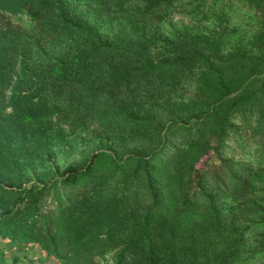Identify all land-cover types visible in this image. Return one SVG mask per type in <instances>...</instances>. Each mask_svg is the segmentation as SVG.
Instances as JSON below:
<instances>
[{
	"label": "trees",
	"instance_id": "1",
	"mask_svg": "<svg viewBox=\"0 0 264 264\" xmlns=\"http://www.w3.org/2000/svg\"><path fill=\"white\" fill-rule=\"evenodd\" d=\"M0 264H264V0H0Z\"/></svg>",
	"mask_w": 264,
	"mask_h": 264
},
{
	"label": "rangeland",
	"instance_id": "2",
	"mask_svg": "<svg viewBox=\"0 0 264 264\" xmlns=\"http://www.w3.org/2000/svg\"><path fill=\"white\" fill-rule=\"evenodd\" d=\"M81 2L83 4H86V2H84V1H81ZM81 10H82V12H84V10L87 11L86 16H85L86 19L89 20L90 23L93 24L102 33L109 34L107 31L108 30H109V32L111 31L110 27L112 29H115V30L117 29V27L115 26V23L110 21L111 19L108 20L107 17H103V16H100V15L96 14L91 8L88 9V8H85L84 5H82L81 6ZM233 13L235 15L231 16V20H232V25L231 26L235 25V23L243 22L242 20L244 19V15L241 13V11L239 9L235 10ZM169 19H170L169 21H171V23L173 25H178V22L190 25L189 24V20H188V18L186 16V13L180 12V10H176L173 13H171ZM167 22L168 21H165V24H163V26H161V28H162L161 30L164 31V32H165V28H167ZM194 25L196 26V23ZM198 25H199L198 27H201V29L206 31V27L203 24H198ZM192 28L196 29L195 27H192ZM248 30L249 29H247V30L245 28L243 29L242 26H238V29H237L238 33L237 34L240 33L241 35H243V33L248 31ZM236 121H238V123L241 125V127H242L244 122H249V123L252 122V120L250 118L248 120H246V117L242 116V115H239L236 118ZM245 135L246 134H243L244 139H246V142L248 144V146L245 149H250V152H252V150L254 148H256L255 147L256 144H255L254 141H252L249 137H246ZM78 145L79 144H76L72 148H69V146L65 145V143H62L60 145H55L54 148H53L54 149V159L52 160V162H47V163L49 165L51 163H52V165H58V166H60V168L63 169L68 163H70L75 158H77V152L79 151ZM236 155L238 157H240L241 153L238 151L236 153ZM10 253L11 254H13V253L17 254L18 253V254L22 255L23 251L20 250L19 248H15V249L11 250ZM23 263H26L25 260H23Z\"/></svg>",
	"mask_w": 264,
	"mask_h": 264
}]
</instances>
